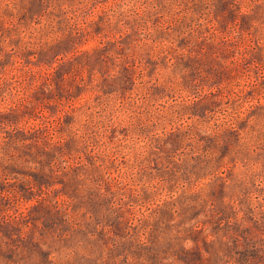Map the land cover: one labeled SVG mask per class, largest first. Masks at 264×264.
<instances>
[{"label": "rangeland", "instance_id": "374dc122", "mask_svg": "<svg viewBox=\"0 0 264 264\" xmlns=\"http://www.w3.org/2000/svg\"><path fill=\"white\" fill-rule=\"evenodd\" d=\"M0 264H264V0H0Z\"/></svg>", "mask_w": 264, "mask_h": 264}]
</instances>
